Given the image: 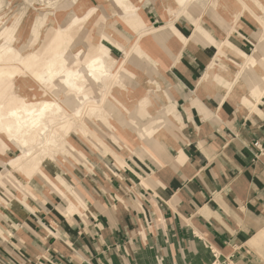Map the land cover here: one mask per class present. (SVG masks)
Returning <instances> with one entry per match:
<instances>
[{"label":"crops","instance_id":"crops-1","mask_svg":"<svg viewBox=\"0 0 264 264\" xmlns=\"http://www.w3.org/2000/svg\"><path fill=\"white\" fill-rule=\"evenodd\" d=\"M214 1L215 13L192 19L179 10L166 20L156 17L157 9L143 11L151 28L175 18L188 40L184 46L174 35L157 42L174 62L164 73L176 106L171 123L179 129L174 138L164 128L168 140L157 141L168 147L165 155L149 144L163 163L140 151L142 158L128 156L122 169L81 180L87 205L82 214H67L38 192L41 203L14 208L20 231L0 239V261L13 256L18 264H212L215 251L221 261L264 264V81L258 75V94L250 97L251 84L242 78L249 97L242 93L240 99L216 73L212 86L200 81L217 42L228 38L252 53L260 24L252 8L235 16L236 0ZM246 1L263 16L264 0Z\"/></svg>","mask_w":264,"mask_h":264},{"label":"rangeland","instance_id":"rangeland-1","mask_svg":"<svg viewBox=\"0 0 264 264\" xmlns=\"http://www.w3.org/2000/svg\"><path fill=\"white\" fill-rule=\"evenodd\" d=\"M235 6V16L245 10L250 12L251 8L254 10L252 14L260 24H256L257 32L252 35L255 49L246 53L228 38L219 41L207 73L211 76L216 73V79L224 85L227 81L220 73L236 81L246 79L251 84V97L258 94V77L264 81V76L246 70V63L235 61L233 56L241 54L249 58L264 49V14L256 16V10L246 0L241 3L236 0ZM215 7L214 0H0V100L19 97L39 104L54 100L64 111L55 116L67 118L61 124L50 118L47 133L40 126L29 138L26 147L32 146L30 153L35 150L34 153H41L44 149L46 156L35 164L23 161V147L0 129L1 240H7V235L13 234L15 229L20 231L14 214V208L20 203L32 209L30 204L42 201L44 193L60 203L65 213L82 214L87 205L85 195L81 199L79 193L81 180L96 177L100 170L111 173L117 171L116 167L122 169L128 156L142 158L140 151L161 162L154 149L158 152L160 148L159 154L165 155L168 147L156 145V137L161 141L168 138L167 132L174 138L179 135V129L171 123L170 116H174L176 106L170 103V85L164 73V68L174 62L143 39L147 34L153 36L155 43L161 38L171 39L176 26L172 18L164 26L151 28L144 12L155 14L157 9L160 16L156 13V17L166 20L171 10L174 14L179 10L178 13L192 19V15L215 13ZM147 44L153 50L154 59ZM94 55L103 58L108 70L96 82L88 80L89 77L86 79L81 71ZM44 70L48 73L40 79ZM68 73L78 74L79 79L70 81L64 96L55 85ZM211 76L208 75L204 85H213ZM75 82L81 86L80 90ZM105 84L109 87L103 91L100 87L104 89ZM262 88L264 91V86ZM75 99L85 102L76 107ZM245 99L250 102L249 98ZM97 109L108 115L98 113ZM123 109L128 113L124 114ZM123 116L131 122L122 123ZM6 121L8 119L0 123ZM126 129L133 133L144 130L153 136L143 147L134 148V142L121 132ZM142 181L145 184L143 176ZM64 190L78 197L76 200L82 207ZM261 242L264 243V238ZM260 250L264 258V248ZM5 258L0 264L19 263L13 256Z\"/></svg>","mask_w":264,"mask_h":264},{"label":"bare ground","instance_id":"bare-ground-1","mask_svg":"<svg viewBox=\"0 0 264 264\" xmlns=\"http://www.w3.org/2000/svg\"><path fill=\"white\" fill-rule=\"evenodd\" d=\"M174 31H175V35L181 38L183 45L185 46L188 40L178 31L177 28H174ZM153 39H154L153 36H149L147 34L143 40H145V43L150 42V44H152L153 47L159 50V52H162L160 48L157 46V43H155ZM147 46L149 47V49H151L149 54L152 55L154 59L155 55L153 53L151 46L149 44H147ZM233 58L235 61L246 63L245 64L246 70H253L257 73V75L264 76V49L259 51L258 54L251 55L249 58H244L241 54H237L236 56H233ZM159 62H160V59H159ZM210 69H213V66H211ZM81 71L85 74L86 79H88L87 77H89L90 79L88 80L96 82V81H100V79L103 78V75L108 70H107V66L103 58L100 55H94L82 67ZM47 73H48L47 70L46 71L44 70L40 74V79L46 77ZM208 75L210 76L209 72L205 75L204 79L200 81H206V79L208 78ZM214 77L216 79L215 75ZM72 79L74 80L79 79V75L78 74L76 75L75 73H68V74L63 75L60 78V81L57 83V85H55L56 87H58L57 91H60L61 93L64 94V96H66L67 94L64 92V89L69 85ZM225 80L227 81L225 85L229 86V92L232 93L237 99H240L243 95L247 93L246 85L243 80L239 79L236 81L235 78H233L232 80H227V79ZM75 85L77 86L79 90L81 89V86L76 84V82H75ZM108 87L109 85L105 84V88L103 89V86H102L100 87V89L104 91L106 89L108 90ZM61 93H58V94H61ZM247 96L249 97V95ZM104 97L105 96H103L102 99H104ZM258 99L259 97H257V100ZM244 100L249 101L248 99H245V98ZM82 101L83 100L75 99V102L73 103L77 107L85 102V101L84 102ZM0 109H1L0 121L8 119V121L3 122L4 124L0 123V129L6 132L8 134V138L12 140L13 142H15V144H19V146L23 147V155H22L23 161H28L29 164L31 162H34L35 164L37 161H41L42 157L43 158L46 157L44 154V149L41 150V153L37 152L38 153L37 154V153H34L37 150L31 151L30 153L29 150H32V146L31 147L28 146L29 148L26 147L27 143H29V138L31 139L33 137L32 135L34 134V132L41 126L42 127L41 130H43L44 133H47L45 131L47 130V128L49 129L50 127L49 126L50 118L56 119L57 120L56 122H60V124L63 122H66L67 120L65 116L59 119L55 116L56 114L60 115L64 111H62L63 107L61 106V104L56 101L54 102V100L53 101L46 100L39 104L38 102L27 101L24 98H19V97L11 98V100L5 98L3 100H0ZM97 110H98V113L100 114L102 113V114L108 115V112H105L102 109H97ZM122 112L126 114L128 113V110L123 109ZM67 114L69 115V113ZM121 121L122 123L131 122V120L126 116H123V118H121ZM129 128H131V126ZM121 132L125 135V138L127 140H131L134 142V148L143 147L144 143L147 142L148 139H150L153 136V134H146L144 130H138V131H135V133H133L129 129H126ZM39 134L40 132L37 135L39 136ZM156 140L158 141V136L156 137ZM66 143L67 142H65V144ZM130 148L131 147H128L129 151L132 150V148L131 149ZM66 191L67 190H64L66 194L70 195L69 197L73 200V202H76L78 207L81 208L82 207L81 204L76 200L79 198ZM79 193L81 194V199H84V193L81 190H79ZM70 198H69V201H72L70 200ZM66 212L68 213V211Z\"/></svg>","mask_w":264,"mask_h":264},{"label":"built area","instance_id":"built-area-1","mask_svg":"<svg viewBox=\"0 0 264 264\" xmlns=\"http://www.w3.org/2000/svg\"><path fill=\"white\" fill-rule=\"evenodd\" d=\"M256 144L258 146V143H256ZM214 255H215V260L212 262V264H234V262H232L231 260H228V259H226L224 261L219 260V255L215 251H214ZM163 258H164V254L163 253H159L158 256H157V260L159 262H161V261H163Z\"/></svg>","mask_w":264,"mask_h":264}]
</instances>
